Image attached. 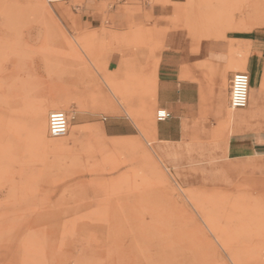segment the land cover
Here are the masks:
<instances>
[{
  "label": "rangeland",
  "instance_id": "1",
  "mask_svg": "<svg viewBox=\"0 0 264 264\" xmlns=\"http://www.w3.org/2000/svg\"><path fill=\"white\" fill-rule=\"evenodd\" d=\"M85 2L0 0V264H264V177L182 187L151 137L159 23L242 36L264 0H102L123 26Z\"/></svg>",
  "mask_w": 264,
  "mask_h": 264
},
{
  "label": "crops",
  "instance_id": "2",
  "mask_svg": "<svg viewBox=\"0 0 264 264\" xmlns=\"http://www.w3.org/2000/svg\"><path fill=\"white\" fill-rule=\"evenodd\" d=\"M101 1L86 0L79 8L83 18L96 23L113 14L119 26L133 18L118 8L100 12ZM149 15L155 29V7L135 18L145 22ZM158 27L163 49L155 53L151 101L171 117L156 119L151 137L163 165L186 188H230L243 178L264 177V26L206 39L191 37L177 23ZM240 48L247 49L242 61L250 97L247 107L232 109L231 79L243 67Z\"/></svg>",
  "mask_w": 264,
  "mask_h": 264
},
{
  "label": "built area",
  "instance_id": "3",
  "mask_svg": "<svg viewBox=\"0 0 264 264\" xmlns=\"http://www.w3.org/2000/svg\"><path fill=\"white\" fill-rule=\"evenodd\" d=\"M250 76L246 71H237L231 79L230 107L232 109L245 108L250 97ZM171 117L166 108H159L156 111V119L164 121ZM68 114L62 110H53L49 114V134L52 137L65 136L68 133Z\"/></svg>",
  "mask_w": 264,
  "mask_h": 264
},
{
  "label": "bare ground",
  "instance_id": "4",
  "mask_svg": "<svg viewBox=\"0 0 264 264\" xmlns=\"http://www.w3.org/2000/svg\"><path fill=\"white\" fill-rule=\"evenodd\" d=\"M243 69H245V66L239 68L240 71H242ZM68 118H69V116H68ZM69 123H70V118H69ZM69 123H68V132H69ZM48 134H49V127H48ZM49 136H50V134H49ZM50 137L51 138H62L63 136H61V137H52V136H50Z\"/></svg>",
  "mask_w": 264,
  "mask_h": 264
}]
</instances>
